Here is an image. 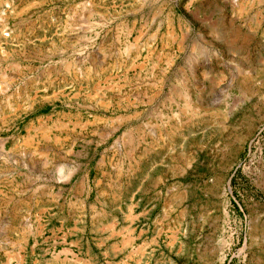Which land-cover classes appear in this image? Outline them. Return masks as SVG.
<instances>
[{"label": "rangeland", "instance_id": "374dc122", "mask_svg": "<svg viewBox=\"0 0 264 264\" xmlns=\"http://www.w3.org/2000/svg\"><path fill=\"white\" fill-rule=\"evenodd\" d=\"M0 47V264H264V0H0Z\"/></svg>", "mask_w": 264, "mask_h": 264}, {"label": "bare ground", "instance_id": "6f19581e", "mask_svg": "<svg viewBox=\"0 0 264 264\" xmlns=\"http://www.w3.org/2000/svg\"><path fill=\"white\" fill-rule=\"evenodd\" d=\"M10 3V2H9ZM11 7V6H10ZM18 7V6H17ZM11 10V9H10ZM13 11V10H12ZM170 29V28H169ZM3 32V31H2ZM6 43V42H5ZM1 48V47H0ZM78 67V66H77ZM36 148H38V147H36ZM38 151V150H37Z\"/></svg>", "mask_w": 264, "mask_h": 264}]
</instances>
